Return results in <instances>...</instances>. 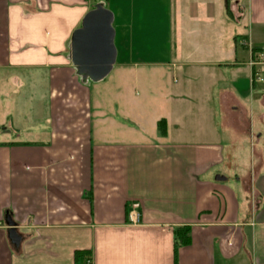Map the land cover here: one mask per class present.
Instances as JSON below:
<instances>
[{
    "label": "crops",
    "instance_id": "0c3cea01",
    "mask_svg": "<svg viewBox=\"0 0 264 264\" xmlns=\"http://www.w3.org/2000/svg\"><path fill=\"white\" fill-rule=\"evenodd\" d=\"M229 1L104 0L93 82L71 40L95 0H0V264H264V0Z\"/></svg>",
    "mask_w": 264,
    "mask_h": 264
},
{
    "label": "water",
    "instance_id": "95a60500",
    "mask_svg": "<svg viewBox=\"0 0 264 264\" xmlns=\"http://www.w3.org/2000/svg\"><path fill=\"white\" fill-rule=\"evenodd\" d=\"M113 21V13L100 6L85 16L82 28L72 36V62L82 75L93 82L108 77L117 62ZM225 180L223 177L216 178V181ZM7 223L11 227L15 226L11 220H7ZM9 239L13 247L19 249L22 237L15 229L9 231Z\"/></svg>",
    "mask_w": 264,
    "mask_h": 264
},
{
    "label": "rangeland",
    "instance_id": "374dc122",
    "mask_svg": "<svg viewBox=\"0 0 264 264\" xmlns=\"http://www.w3.org/2000/svg\"><path fill=\"white\" fill-rule=\"evenodd\" d=\"M100 6H105V2L104 0H95V2L93 3V9H96ZM239 163V166L240 168L238 169V171H233V170H224V174L226 176H228V182L227 183H230L231 186L235 187L237 190H238V184L236 183V179L237 177H250V173H251V170L253 168V165H256V162H257V159H254L250 156L248 157H242V158H238L236 159ZM232 161V159H231ZM254 177V173L252 175ZM226 178V177H224ZM215 181H216V178H215ZM226 183V184H227ZM243 196L245 197V200H244V204L245 206L247 205L251 207V204L252 202L254 203V199L252 198H249L248 199V196L246 194H243ZM241 198H242V193H241ZM253 208L255 207V205H253Z\"/></svg>",
    "mask_w": 264,
    "mask_h": 264
},
{
    "label": "trees",
    "instance_id": "16d2710c",
    "mask_svg": "<svg viewBox=\"0 0 264 264\" xmlns=\"http://www.w3.org/2000/svg\"><path fill=\"white\" fill-rule=\"evenodd\" d=\"M230 1L227 0V10L229 8ZM159 131L161 135L166 134V123H159ZM190 229L180 228L176 229L174 232L175 235V254L177 255V249L181 246H187L190 243L189 237ZM74 264H93L92 263V253L90 251H76L74 255Z\"/></svg>",
    "mask_w": 264,
    "mask_h": 264
},
{
    "label": "built area",
    "instance_id": "2783aa9c",
    "mask_svg": "<svg viewBox=\"0 0 264 264\" xmlns=\"http://www.w3.org/2000/svg\"><path fill=\"white\" fill-rule=\"evenodd\" d=\"M261 82L264 83V79H261ZM130 220L133 224H139L140 223V214H138V213L132 214Z\"/></svg>",
    "mask_w": 264,
    "mask_h": 264
}]
</instances>
